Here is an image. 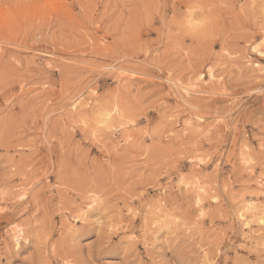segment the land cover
<instances>
[{
    "label": "rangeland",
    "instance_id": "obj_1",
    "mask_svg": "<svg viewBox=\"0 0 264 264\" xmlns=\"http://www.w3.org/2000/svg\"><path fill=\"white\" fill-rule=\"evenodd\" d=\"M261 41L264 0H0V264H264Z\"/></svg>",
    "mask_w": 264,
    "mask_h": 264
},
{
    "label": "bare ground",
    "instance_id": "obj_2",
    "mask_svg": "<svg viewBox=\"0 0 264 264\" xmlns=\"http://www.w3.org/2000/svg\"><path fill=\"white\" fill-rule=\"evenodd\" d=\"M67 4V3H66ZM10 14V13H9ZM16 21V20H14ZM212 77V75H211ZM210 77V79H211ZM213 78V77H212ZM176 83V82H175ZM178 83V82H177ZM174 84V83H173ZM175 85V84H174ZM182 86V85H181ZM188 86V85H187ZM183 90H184V93L185 94H182L185 99L188 98L190 95H191V92L195 91L189 87H182ZM73 107L75 109H77L79 107L78 103L75 102V104H72ZM118 111L117 109H113L111 111H104V113L102 114V120L99 121V123L103 126H109L112 124V122L114 121V114H116ZM121 116V115H120ZM99 118V117H98ZM189 119H192V118H189ZM202 120V119H201ZM200 120V121H201ZM191 123V122H190ZM188 124V123H187ZM187 124L185 126H187ZM191 126V124H190ZM186 128V127H185ZM188 129V127H187ZM249 156V155H248ZM246 157V156H245ZM250 163V162H248ZM195 165V164H194ZM200 165V164H199ZM197 166V165H196ZM201 166V165H200ZM198 168V167H196ZM254 168V167H253ZM253 170V169H252ZM251 173H253L252 171H250ZM255 172V170H254ZM250 173V174H251ZM254 174V173H253ZM263 175V174H262ZM261 176V175H260ZM263 177V176H262ZM260 177V178H262ZM251 183V182H250ZM198 185V183H197ZM256 185L258 186V188H261L263 189L264 188V183H262V180H258L256 182ZM196 189H198L200 192H198V194L200 195L201 192L203 191V188L200 186V184L198 185V187L196 186ZM264 195V194H263ZM250 198V197H249ZM95 199V202L96 201V198ZM251 199V198H250ZM93 200V199H92ZM257 200V199H256ZM95 202H92L90 205H89V208H92L94 205H95ZM160 203V202H158ZM240 206V205H239ZM264 206V205H263ZM88 208V209H89ZM158 208V207H157ZM88 212V211H87ZM85 214V213H84ZM89 214V213H88ZM155 214V213H154ZM90 215V214H89ZM237 218L238 220L245 226V227H248L249 226V219H252V218H257V221L260 223V225H263L264 226V223H261L262 220H264V208L258 206V204H256L255 202H246V200L243 199V202H242V205L241 207L239 208L238 212H237ZM87 217V216H85ZM243 217V219L241 218ZM84 217H79L76 219V221L78 220H82ZM162 219V217H161ZM84 220V219H83ZM253 220V219H252ZM75 221V220H74ZM71 227V226H70ZM68 229V228H67ZM243 231V230H242ZM11 232H12V241L14 242V246L17 250L19 248H21L22 246V243H27L28 242V238H27V234L25 233V228L21 225H18V224H15L12 229H11ZM253 232V231H252ZM259 232V231H258ZM259 236V235H258ZM261 239V238H260ZM259 245V244H258ZM262 246L264 248V242L262 243ZM208 263V262H207ZM211 264V263H210Z\"/></svg>",
    "mask_w": 264,
    "mask_h": 264
},
{
    "label": "snow or ice",
    "instance_id": "obj_3",
    "mask_svg": "<svg viewBox=\"0 0 264 264\" xmlns=\"http://www.w3.org/2000/svg\"><path fill=\"white\" fill-rule=\"evenodd\" d=\"M194 23H198V22H197V21H193V20L191 19V11H190V12H189V24L191 25V24H194ZM251 50H252L253 52L257 51V49H256L255 47H253ZM260 54H261L262 56H264V41H261ZM209 71H211V70L209 69ZM200 79H204V77L201 76ZM200 162L203 163V160H201ZM181 182H182V183L184 182L183 179L181 180ZM97 199H98V198H97ZM197 203H199V202H197ZM201 215H203L202 212H201ZM241 218L243 219V217H241ZM261 223H264V220H262Z\"/></svg>",
    "mask_w": 264,
    "mask_h": 264
}]
</instances>
